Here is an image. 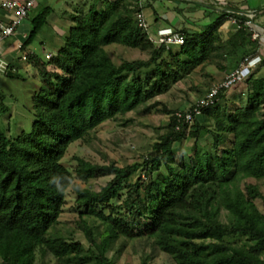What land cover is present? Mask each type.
I'll use <instances>...</instances> for the list:
<instances>
[{
    "label": "trees",
    "instance_id": "trees-1",
    "mask_svg": "<svg viewBox=\"0 0 264 264\" xmlns=\"http://www.w3.org/2000/svg\"><path fill=\"white\" fill-rule=\"evenodd\" d=\"M156 1L91 0L87 10L72 15L74 24L48 64L30 54L43 79L33 95L32 129L11 136L0 126V264H114L109 252H121L127 240L138 236L120 215L122 209L149 222L139 234L152 238L175 264H264V211L257 203L264 206V190L249 181L264 180V74L257 75L264 67L261 43L253 39L242 10L227 7L200 30L180 27L184 44L157 45L150 39V25L143 28L137 19L145 7L155 10ZM53 11L47 4L32 18L23 49ZM229 18L239 27L223 40L218 28ZM112 44L148 51L150 57L118 64L106 49ZM256 54L262 62L243 81L246 91L235 108L226 111L217 101L188 124L177 116L184 111L163 106L170 114L167 130L143 162L118 166L75 156L74 168L63 163L72 143L89 140L103 122L141 106L152 111L160 103L150 100L198 66L216 62L221 71L234 70ZM7 111L0 94V113ZM203 116L213 124L205 125ZM188 137L197 144L206 138L212 142L186 161L174 149ZM162 168L167 172L159 173ZM138 170L142 176L128 184ZM109 175L113 179L99 191L76 182ZM53 177L62 191L50 183ZM70 187L82 209L79 224L88 246L49 235ZM123 192L126 196L115 204ZM239 237L244 239L235 240Z\"/></svg>",
    "mask_w": 264,
    "mask_h": 264
},
{
    "label": "rangeland",
    "instance_id": "rangeland-1",
    "mask_svg": "<svg viewBox=\"0 0 264 264\" xmlns=\"http://www.w3.org/2000/svg\"><path fill=\"white\" fill-rule=\"evenodd\" d=\"M66 1H68V4ZM158 1L160 5L157 8L155 7V10L158 11L157 15H167L168 11L174 13L179 9L178 5L183 7L179 9L183 10L182 16L179 15V18L184 21V24H188V29L195 28L189 18H195V15L196 17L200 15V6L205 3L211 4L210 0ZM182 1H184L183 4H181ZM90 3L91 0H39L37 6L29 14L28 21L30 28L32 26V18L45 5L52 6L54 11L49 15L47 24L43 26L28 48L37 54L40 61L48 64L45 54L50 53L52 56L57 54L64 44V38L69 28L74 24L72 15L76 14L75 12L79 10H87ZM154 3L158 4V2ZM155 10L145 7L143 11L153 36H155L156 32L154 24L157 15L155 14ZM191 13L196 14L193 15ZM255 18L258 19V17ZM233 26L237 27L234 22ZM262 26L264 29V23ZM260 37L261 39H258L261 43L260 50L264 51V30L260 33ZM11 39L12 37L6 38L0 46L8 44ZM106 49L114 62L118 64L123 60L148 59L150 57V52L148 51L132 49L119 44L108 45ZM28 62L34 64L31 61ZM34 66L31 65L28 72L19 70L20 77H10L0 74V94L4 95V105L8 108L7 112L0 113V126L2 129L7 130L8 135L16 136L22 131L29 132L32 129L35 119L33 95L41 87L43 81L38 68L35 66L37 68L35 69ZM48 67L50 70L55 69L53 65H49ZM225 72L226 70L221 71L218 69L216 62H209L198 66L185 79L174 84L169 91L150 100L149 104L155 101L160 103L152 111L145 112L143 106H141L136 110L129 111L120 118L103 122L95 129L89 140H78L72 143L62 160L63 163L74 168L76 165L75 156H80L99 164L115 163L118 166L143 162L144 157L152 150V146L157 140L158 135L167 130L165 127L169 122L170 114L163 110V106L171 110H188L199 97L208 92L210 87L218 85L225 79L227 74L223 79L221 78ZM262 74H264V67L257 73V75ZM246 86L247 84L242 82L225 91L224 96L218 100L222 109L227 111L240 105L241 98L239 95H242L246 91ZM202 118L205 125L209 126L213 124L212 119L204 116ZM211 142V138H206L197 144L193 138L188 137L183 142L176 144L174 149L176 157L178 158L182 155L184 160L189 161L190 156L197 148H208ZM142 172V170H138V172L134 173L130 177L128 184L135 182L139 176H142ZM166 172V169L162 168L159 173ZM113 177L112 175L102 176L90 179L87 182H81L76 179V182L80 183L82 187H89L92 190L99 191ZM249 181L259 183L264 190V180L249 179ZM146 184L147 182L143 186ZM242 186L244 187L243 184ZM142 193L144 195V190H142ZM125 196V192H123V197L114 203H121ZM257 203L264 211L262 202L258 200ZM81 210L76 203L75 191L71 187L68 188L66 203L59 221L50 230L49 235L52 237H70L88 246L87 238L79 224V213ZM106 213L109 214L110 210H106ZM120 215L127 218V223L133 228L135 233H138V236L127 240L121 252L117 253L115 249L109 252V256L114 259V264H175L167 254L154 247L152 238L139 234L149 226V222L141 215H129L125 209L121 210ZM96 223L98 224L99 221ZM241 238L239 237L235 240H240ZM52 262L54 261L52 260Z\"/></svg>",
    "mask_w": 264,
    "mask_h": 264
},
{
    "label": "built area",
    "instance_id": "built-area-1",
    "mask_svg": "<svg viewBox=\"0 0 264 264\" xmlns=\"http://www.w3.org/2000/svg\"><path fill=\"white\" fill-rule=\"evenodd\" d=\"M36 2L37 0H6L3 2L2 6L12 13V18L8 21H0V45L6 38L15 34L17 28L23 20L28 17L30 10L34 7ZM242 12L248 17V20L245 21V25L252 30L253 39H261L260 33L254 30V19L257 14L256 11L249 9ZM137 19L139 26L146 29L149 27L146 16L143 12L137 14ZM232 20L236 26L239 27L236 20ZM150 39L155 44L164 45L167 48H170L171 46H180L185 43V36L183 33L180 32L178 27L172 25L158 28L155 32V36L152 34L150 35ZM17 48L20 51L19 58L24 61H30L29 56L34 53L26 48L23 49V42H19L17 44ZM45 57L46 59H50L52 54L46 53ZM261 62V54L245 57L239 67L228 73L221 83L210 87L208 92L199 97L188 110L184 112H177L178 118L183 120L185 123L190 124L194 116L202 114L203 108L216 104L219 100L218 95L222 89H231L232 87L242 83L251 75ZM17 70V67L12 62L6 61L0 54V74L9 76L11 73H16Z\"/></svg>",
    "mask_w": 264,
    "mask_h": 264
},
{
    "label": "crops",
    "instance_id": "crops-1",
    "mask_svg": "<svg viewBox=\"0 0 264 264\" xmlns=\"http://www.w3.org/2000/svg\"><path fill=\"white\" fill-rule=\"evenodd\" d=\"M4 1H6V0H0V21H8L9 19L12 18V13L2 6ZM17 1H23V0H17ZM38 1L39 0H37L36 4L30 10V12L37 6ZM156 2H158V4L154 3V9H156L158 7V5H160L159 1H156ZM183 2L184 1H182L181 4H183ZM210 2H211L210 5L205 3V4L200 6V9H201L199 12L200 15H198L197 17L195 15L196 13H191V14L195 15L194 16L195 18L190 17L189 19L192 22L193 27H195V28L190 29V30H200L204 26L212 23L214 21V19L216 18L217 14L221 10L226 9L227 7L239 8L242 11L249 10V9L256 11L257 14L255 17H258V19L255 18L254 30L258 31L259 33H262V30H264L263 26H262V24L264 23V13H263L264 0H210ZM66 3L68 4V1H66ZM178 8L181 9L183 7L178 5ZM179 9H177L174 13H172V11H168L167 15H162V14L157 15L158 11H156L155 14L157 16L155 17V19H156L155 24H154L155 29L157 30L160 27H164V26H168V25L176 26L178 28H180L182 26L187 27L188 24H184V21H182L181 18H179V15L182 16L181 13H183V10H179ZM30 12H29V14H30ZM197 13H198V11H197ZM29 14H28V17L25 20H23V22L17 28L15 34L10 36V37H12L10 42L8 44H4V45L0 46L1 56L6 61L12 62L16 67H18L17 72L19 70L24 71V72H28L30 69V66L31 65L34 66V64H32L28 61L21 60L19 58L20 57V51L17 48V44L19 42H24V40L27 38V36L29 34V29H30L29 21H28ZM192 25H191V27H192ZM235 30H236V27L233 26V21L230 18L225 20L220 25V27L218 28V32H219V34L223 40L228 39L234 33ZM260 53L262 55H264V51L260 50ZM34 54H36V53H34ZM35 69H37V68L35 67ZM231 71H232V69L226 70L225 74L222 75L221 78L223 79L225 77V75L230 73Z\"/></svg>",
    "mask_w": 264,
    "mask_h": 264
},
{
    "label": "clouds",
    "instance_id": "clouds-1",
    "mask_svg": "<svg viewBox=\"0 0 264 264\" xmlns=\"http://www.w3.org/2000/svg\"><path fill=\"white\" fill-rule=\"evenodd\" d=\"M50 183L56 184L57 190L62 191L63 189L60 187L59 183H57L56 177H53V179L50 181Z\"/></svg>",
    "mask_w": 264,
    "mask_h": 264
}]
</instances>
